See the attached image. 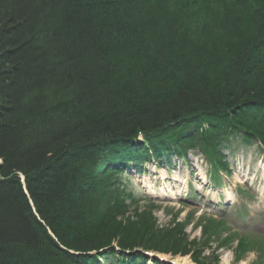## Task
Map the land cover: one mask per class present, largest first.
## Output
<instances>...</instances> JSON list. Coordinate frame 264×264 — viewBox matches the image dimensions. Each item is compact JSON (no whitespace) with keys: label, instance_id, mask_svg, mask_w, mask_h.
Returning a JSON list of instances; mask_svg holds the SVG:
<instances>
[{"label":"trees","instance_id":"obj_1","mask_svg":"<svg viewBox=\"0 0 264 264\" xmlns=\"http://www.w3.org/2000/svg\"><path fill=\"white\" fill-rule=\"evenodd\" d=\"M231 138L264 145V0H0V264L178 254L117 179Z\"/></svg>","mask_w":264,"mask_h":264},{"label":"rangeland","instance_id":"obj_2","mask_svg":"<svg viewBox=\"0 0 264 264\" xmlns=\"http://www.w3.org/2000/svg\"><path fill=\"white\" fill-rule=\"evenodd\" d=\"M229 146V170L218 189L211 181V164L200 150L182 158L174 155L164 169L147 164L146 175L136 168L123 174L117 187L125 197L126 212L118 219L139 222L146 212L152 215L145 219L147 227L176 229L175 240L165 241L178 254L162 255L177 264H264V152L255 142L249 145L239 138L231 139ZM148 232L154 233L150 228ZM145 262L157 264L151 258Z\"/></svg>","mask_w":264,"mask_h":264},{"label":"bare ground","instance_id":"obj_3","mask_svg":"<svg viewBox=\"0 0 264 264\" xmlns=\"http://www.w3.org/2000/svg\"><path fill=\"white\" fill-rule=\"evenodd\" d=\"M21 178H22V186L24 187V191H25V193L26 194H28V192H27V188H26V181H24L23 179H25V177L23 176V175H21ZM116 247H117V245H115ZM127 253H128V251H126ZM91 255L92 256H98V253L97 252H93V253H91ZM102 261H109V262H107V263H110V264H112L113 262L112 261H110V260H107L106 258H103V259H101L100 260V263L102 262Z\"/></svg>","mask_w":264,"mask_h":264}]
</instances>
